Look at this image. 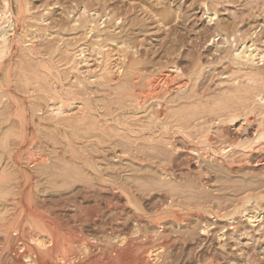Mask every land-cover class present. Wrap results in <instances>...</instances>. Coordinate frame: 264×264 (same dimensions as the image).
Masks as SVG:
<instances>
[{"label": "rangeland", "instance_id": "1", "mask_svg": "<svg viewBox=\"0 0 264 264\" xmlns=\"http://www.w3.org/2000/svg\"><path fill=\"white\" fill-rule=\"evenodd\" d=\"M77 1L28 0L27 30L45 35L54 34L46 41L47 43L45 42L43 52L46 55L54 52L51 58L57 68L65 55V43H67L66 55L71 59L77 52L75 48L85 42L83 30L74 28L71 23L73 18H79ZM86 4L95 6L92 8L98 10L100 15H111L117 8L129 10L131 16L127 21V28L122 29V35L130 43L136 44L133 51L135 59L142 61L153 76L169 71L171 64L175 62L174 64L180 68L182 78L189 81V86L183 89V92L182 90L174 91L166 98L163 97V100L160 99L167 109L165 117L167 116L166 136L168 137H160L161 127L155 128L156 122L154 123L155 119L151 115L157 109L155 102H148L145 111L139 113L130 112L129 108H125V112L121 114L124 119L133 122L132 124L136 126L143 124L139 121L149 122L148 124L153 127L152 131H156H154L157 135L156 140H150L149 143L143 142L142 139L137 141L130 139L125 133L124 135L110 133V136L104 131H86L87 124V127L85 124L78 126L77 130L70 127L64 128L67 132L70 131L68 136L70 143L62 140L53 129L39 131L38 119L34 118L38 127L36 148L51 158L50 166L32 167L31 172L36 176L33 192L35 197H38L37 201L46 204H44V208H48L46 211L58 214L61 223L66 222L67 228L78 232L80 236L85 235L91 241L95 240L94 242L101 246L98 252L102 261L114 256L119 238L129 236L134 238L132 239L135 250L133 248L132 250L135 253L133 251L129 253V258H133V261L154 248L153 250H156L154 254L159 253L158 255L162 256L157 260L161 262L159 264H264V147H261L262 150L251 151L246 156L236 155V158H246L248 161L229 169L222 164L224 161L218 162L213 159V162L212 160L209 162L201 158L197 162L192 159L194 153L189 149L191 146L178 133V127L183 126L185 131L192 134L194 140L195 135L208 126L204 124V121L212 118L215 122L218 120L215 125L217 127L220 120L228 121L227 118L232 113H244L238 110L242 104V97H251L259 91H264V86L261 85L264 83V62L256 65L253 68L255 70L252 71L241 70L229 59H223L225 56L230 58L228 48L238 46L241 39H237L233 47L223 45L220 37L213 36L211 40L215 38V42H207L206 39L207 36L218 33L217 24L229 27L231 36L236 38L251 36L255 33L253 39L257 38L258 41L255 43L264 54V0H86ZM213 11L218 13L215 18L217 20L210 23L209 13ZM166 13H169L172 18L171 23L167 25L161 18ZM90 14L86 15L84 21L95 16L93 13ZM110 17L103 18L107 25L103 24L102 28H106L111 23ZM97 18H95L96 21ZM133 19L145 20L146 26L135 28L134 33L129 31L130 22ZM21 31L22 26L19 28V32ZM178 35H183L185 39L177 42ZM251 41L250 38L247 44L251 45ZM57 48L59 51L55 52ZM16 71L17 68L14 69V74H19V70ZM248 73L257 75V78L261 80L258 87H250L251 83L243 78ZM64 74L66 76L63 75V77L68 78L70 70ZM29 76L32 77L33 74L29 73ZM236 78L239 79L235 80ZM17 81L19 86L25 83L22 82L23 79L19 81L16 78ZM239 81L240 85H236L235 82ZM248 87L250 88L247 89ZM119 88V86L108 85L105 79L98 78L86 91L90 94L94 105L116 116L119 114L115 112L120 99ZM191 104L194 106H190ZM258 104L260 105L258 100L254 101V106L259 108ZM7 108V106H0V123L10 109ZM259 113L261 111L255 115L250 114L255 123L261 121L262 114ZM198 120L200 122H197ZM200 123L201 126H199ZM186 126L189 128L186 129ZM223 126L226 132L223 140L230 143L244 141L247 139L246 135L252 136V130L247 124H244L245 128L241 132L236 130V124L228 122ZM1 127L0 136L8 130ZM9 128L14 129L13 126ZM73 131L76 132L73 133ZM114 135L115 137H112ZM149 136L154 139L153 134ZM10 142L13 143H10L11 146L15 145L13 140ZM175 145L179 147V150L173 149ZM68 146L69 152L66 151ZM72 147L78 151L71 152ZM3 149L0 147V226L9 224L12 219V210L18 204L20 190L23 189H21V165L11 163ZM79 151L86 156L85 160L88 159L95 165L97 169L95 173L87 171L83 160L79 159ZM60 154H63V157ZM1 169H5V172ZM161 172L166 175L161 177ZM122 190L128 192L130 204L127 203L126 195L122 193ZM247 192L253 194V198L244 206L242 200ZM172 203L177 207L169 210V205ZM257 209L261 210L258 220L249 222L244 211L252 212ZM133 213H136V216ZM77 217L80 218L77 219ZM160 224L161 228L158 227ZM207 228L208 230L204 232ZM135 232H138L137 235ZM94 236L96 238H93ZM1 239L3 240L2 235H0V245Z\"/></svg>", "mask_w": 264, "mask_h": 264}, {"label": "bare ground", "instance_id": "2", "mask_svg": "<svg viewBox=\"0 0 264 264\" xmlns=\"http://www.w3.org/2000/svg\"><path fill=\"white\" fill-rule=\"evenodd\" d=\"M77 2L79 4V18H73L71 23L73 24L74 28H81L83 30L85 42L75 48V51L77 52L71 59L66 55L67 43H65V55L59 62V67L57 68L55 67V63L51 58L54 52H49L48 55L44 54L43 52L44 45L47 43L46 41L54 34L47 33L45 35L38 33L37 31L28 32L27 30L28 25L26 23V19L28 18L29 13L28 0H0V106L2 105L10 108L0 123V126H2L1 129H8L5 134L1 135L2 138L0 139V147L4 148V153L8 154L7 157L11 163H14V165H21V189L23 188L22 190L19 189L21 192L19 194L18 204L15 205L14 209L12 210V219H9V224H2L0 226V235L3 236V240L1 239L2 244L0 245V264H159L161 262H157V260L161 259L160 257L162 256L158 255L159 253L154 254L156 252V250H153L154 248L146 251L142 256L138 257L134 261L132 260L133 258H129L130 252L133 251L135 253V249L133 248L134 238L132 237V239L129 236H123L117 240V248L114 251V256L106 258L105 261L100 260L98 251L101 246L96 244L94 242L95 240L91 241L85 235L80 236L77 234L78 232L76 233L71 228H67L65 225L66 222L62 224L58 214L55 212L46 211L48 209L44 208L46 204L44 203V205L43 203L38 202L36 199L38 197H35L33 192L36 176L31 172L32 167H47L48 165L50 166L49 162L51 161V158L48 155L40 152L36 148L38 127H40L39 131H48L53 129L54 132L57 131V134L62 140L70 143L71 141L68 138L70 131L67 132V130L64 128L70 127L71 129L77 130L78 126H83L84 124L85 126L86 124L88 126H86V131H104V133L107 132L108 135H110V133H125L128 134L130 139H134L136 141L142 139L143 142L149 143L150 140H156V131H152L153 127L150 126L151 124H148L149 122L139 121L143 124L140 123V126H136V124H132L133 122L131 123L127 119H124L121 114L125 112V108H129L130 112L139 113L141 111H145L148 102H155L154 105L157 107V109L156 111L152 112V114L150 112V114L153 115L152 118L155 119L154 123L156 122L155 128H158L159 126L161 127V131L159 130L160 137H168L166 136L168 133L166 132L168 129V124H166L167 116L165 117L167 109L161 100L166 98L174 91L178 92L182 90L183 92V89H186L189 86V81L182 78L183 75L180 74V68L177 66V64H174L175 62H172L173 64H171L169 71L153 76L152 73H149V69L144 66L142 61L135 59V53L133 51L136 48V44L130 43L122 35V29L125 30L127 28L126 24L131 16V12L129 10L117 8L111 15H100L98 10L92 8L95 6H89L86 4V0H78ZM108 8L109 6L105 9L108 10ZM90 13H93L95 16H92V19H86V21H84L86 15H91ZM217 15L218 13L216 11L209 13V22H215L217 20L215 19ZM108 16H111V23H109L106 28H102L103 24L107 25L106 21H103V18ZM96 17H98L97 21L95 20ZM161 18L165 25L170 24L172 21L169 13L162 15ZM20 26H22L21 32H19ZM144 26H146L145 20L141 21L138 19H133L130 22L131 29H129V31L131 30L134 33L136 31L135 28H143ZM216 29L218 33L207 36V42H215L216 39L214 38L211 40V38L216 36L223 40V45H229L230 47H233L236 45L237 39H241L238 46L236 45L234 48H228L230 52V58L229 56H225V58H223L224 60L229 59L232 64H236V66L241 70L250 69L252 71L255 70L253 68L256 67V65L264 62V54L259 50L255 43L258 40L257 38L253 39L255 33H253L251 36L246 35L243 38L238 36V38H236V36H231L230 28L227 26H221L220 24H217ZM250 38L252 40L251 45H248L247 41ZM184 39L185 37L183 35H178L176 41L181 42ZM61 41L62 38L60 39V42ZM58 51L59 48L55 50V52ZM92 62L93 64H91ZM195 66L197 67V63ZM15 68H17V71L19 70V74H14ZM30 69L31 71H28ZM55 70H57V73H55ZM68 70H70V75L68 78H64L63 75H65L64 73ZM29 73L33 74V76L30 77ZM16 78H18L19 81L20 79H23L24 81L22 82H25L24 85L21 86L20 84L19 86V82H16ZM98 78L107 80L108 85L120 87L118 90V95L120 96L118 107L116 109L114 108L115 112H119L118 115L113 116L110 113L108 114L107 112L103 111L102 107L92 103L90 94L86 91V89L89 88V85ZM243 78L251 83H248L250 87H258L261 83V80L257 78V75H253V73H248V75H244ZM238 79L239 78H236L235 80ZM240 81L235 82V84L240 85ZM261 85L264 86V83H261ZM241 99L242 104L238 110H241L244 113L237 114L232 113L233 111H231L232 114L229 118H227L228 121L220 120V123L217 127L215 125L218 120L215 122V120H212L213 118L211 120L206 119L207 121H204V124L208 126L205 127V129L198 135H195L196 138L194 140L192 138V134L188 131H185L183 126L178 127L176 125L181 138L191 146L189 149L194 153L193 156L191 154L193 157L192 159L196 160L197 162L201 158L207 159L209 162L210 160L213 162V159L218 162L224 161L222 164H225L229 169H232L234 165L237 166L245 161H248L246 158H236V155L241 154L242 156H246L249 152L264 147V91H259L256 94H253L251 97H242ZM257 100L260 102V105L258 104L259 108L258 106H254V101ZM190 106H192V104ZM238 110L236 111L238 112ZM260 111L261 113L259 114H262V116L260 115L261 121L255 123L250 114L255 115ZM246 112H248V114H246ZM190 113H192V111H190ZM34 118L38 119V127L35 124ZM184 119H182V121ZM197 122L200 121L198 120ZM228 122L233 123L234 125L236 124V130L239 132L245 128L244 124H247L252 130V136L248 137L246 135V140H238L234 143L223 140L226 137V132L224 129L225 126H223V124L225 125V123ZM180 124L183 125L182 123ZM190 124L192 125V123ZM187 125L189 126V123ZM201 125L202 124L200 123L199 126ZM12 126L14 129L9 128ZM61 127L63 128L61 129ZM74 132L76 131H73V133ZM152 134L154 135V139L152 136H149ZM145 136L149 137L146 138ZM112 137H115V135ZM12 140L15 142V145L11 146L13 143L10 141ZM133 142L135 143V141ZM40 146L41 145L39 144V147ZM70 149L71 152L78 151L73 147ZM173 149L179 150V147L175 145ZM66 151L69 152V146ZM60 155L63 157V154ZM85 157L86 156H84V154L79 151V159L81 158L83 160L84 166L88 169L87 171L90 173H95L97 170L95 169V165H93L90 160H85ZM2 170L3 169H1V171ZM208 171L209 170L207 169L206 172ZM44 173L46 174V172ZM161 173V177L166 175L163 174L164 172ZM4 174L6 175L7 173ZM99 174H101L100 171ZM199 174H201V172ZM96 178H98V176ZM165 179H167V177ZM10 180L11 179H9V181ZM99 181L101 180L99 179ZM100 187L101 186H99V188ZM122 193H125L126 201L130 204L131 202L128 192L122 190ZM252 198L253 194L247 192V194L244 196V199L242 200L243 205L245 206L249 204ZM14 203L16 204L17 202ZM175 207H177V205L172 203L169 205V208H165L170 210V208ZM260 211L258 209L252 212H248L246 210L244 211L245 217L249 222H256L259 218ZM92 215L95 214L92 213ZM1 216L3 217V215ZM79 218L80 217H77V219ZM158 227L161 228V224ZM141 230L142 229H140V231ZM207 230L208 228L204 229V232ZM138 232H135V234ZM93 238L96 237L94 236ZM164 240L166 241V239ZM157 246L159 247V245ZM132 248L134 250H132ZM140 252L141 251H139V253Z\"/></svg>", "mask_w": 264, "mask_h": 264}]
</instances>
